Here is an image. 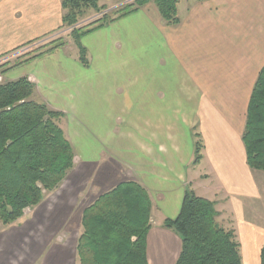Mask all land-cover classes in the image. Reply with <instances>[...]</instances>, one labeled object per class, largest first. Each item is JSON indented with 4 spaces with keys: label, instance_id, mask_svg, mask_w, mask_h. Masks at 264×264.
Returning a JSON list of instances; mask_svg holds the SVG:
<instances>
[{
    "label": "crops",
    "instance_id": "1",
    "mask_svg": "<svg viewBox=\"0 0 264 264\" xmlns=\"http://www.w3.org/2000/svg\"><path fill=\"white\" fill-rule=\"evenodd\" d=\"M128 1L101 0L100 5L110 10ZM63 13L61 0H0V57L57 31ZM177 13L179 24L167 26L151 2L85 35L80 43L87 54L86 67L73 44L2 75L6 82L23 77L32 82L34 99L63 114L61 126L118 119L120 112L129 110L136 111L143 124L146 115L155 117V111L188 109V158L178 159L182 168L177 179L158 183L154 167L153 175L127 179L140 184L152 204L151 221L156 225L146 239L148 264L175 263L180 240L162 223L177 216L188 187L213 201L218 222L241 239L243 264H259L264 229L245 217L253 215L260 187L264 192V173L248 167L241 135L249 97L264 65V0H178ZM194 121V133L200 134L204 147L198 164H193ZM172 158H178L176 152ZM197 167L202 174L194 173ZM68 176L36 207L30 228L73 214L80 176H72L71 185L64 183ZM127 180L110 184L96 198ZM85 207L77 211L79 225ZM80 231L79 226L72 264H78ZM10 233L0 236V264L16 260L18 248L7 242L14 236ZM55 259L53 264H65V256Z\"/></svg>",
    "mask_w": 264,
    "mask_h": 264
},
{
    "label": "trees",
    "instance_id": "2",
    "mask_svg": "<svg viewBox=\"0 0 264 264\" xmlns=\"http://www.w3.org/2000/svg\"><path fill=\"white\" fill-rule=\"evenodd\" d=\"M101 0H61V27L26 45L69 29L78 50V60L88 65L81 39L94 30L138 12L153 2L167 26H177L178 0H131L106 12ZM204 1V0H198ZM88 11L100 14L81 25ZM64 35L17 59L16 66L65 46ZM4 66V65H3ZM2 66V67H3ZM35 86L27 78L0 83V224L8 227L35 208L44 195L55 191L73 168L75 151L62 129L63 114L34 99ZM193 164L202 158L201 136L194 133ZM246 163L264 173V65L252 88L241 135ZM152 204L147 191L137 182H121L99 195L81 213L76 243L78 264H148L146 239L151 230ZM215 203L186 189L180 210L162 226L180 240L174 264H243L234 230L217 220ZM259 264H264V244Z\"/></svg>",
    "mask_w": 264,
    "mask_h": 264
},
{
    "label": "rangeland",
    "instance_id": "3",
    "mask_svg": "<svg viewBox=\"0 0 264 264\" xmlns=\"http://www.w3.org/2000/svg\"><path fill=\"white\" fill-rule=\"evenodd\" d=\"M120 6L122 5L110 10L106 9V12ZM99 17L100 14L88 11L80 23L86 25ZM65 35L66 33L63 36L66 42L65 47L72 46V41ZM17 59L19 58L13 59L0 68V83L6 82L2 74L15 67ZM196 112L198 111H194ZM120 113L122 115L118 119L104 118L97 120L96 123L87 119L83 125L62 126L76 155L74 168L69 172L64 183L71 185L72 176L75 174L80 176L77 191L73 197L75 210L72 215L51 217L40 226L30 228L32 215L39 209H36L38 207L36 206L25 210L22 218L12 224L13 226L3 227L0 224V236L10 232L13 233L9 235H14L7 240L9 245L14 244L18 248L13 264H47L48 261L49 264H53L58 262L55 259L58 256H65L63 263L72 264L73 249L80 226V217H77L79 208L82 209L92 202L104 188L112 183L153 175V167L155 172L153 179L158 183H171L177 179V174L182 168L178 159L188 158V109L155 111V117L146 115L143 124L139 123L136 111ZM192 128L193 134L195 130L198 132L195 121ZM175 152L178 158L173 161L172 154ZM147 167L151 172L147 173ZM196 169L194 173L202 174L199 167ZM185 175L188 179V170ZM201 183L205 182L201 180ZM186 189L190 190L189 187ZM260 194L261 196L253 203L251 209L253 215L245 218L264 229V192L261 187ZM45 197H51L50 193L45 194ZM151 225L156 223L151 221ZM18 231L20 232L17 233ZM238 241L242 243L239 237ZM23 247L24 250L21 253L20 248ZM59 251H64L65 254H60Z\"/></svg>",
    "mask_w": 264,
    "mask_h": 264
},
{
    "label": "built area",
    "instance_id": "4",
    "mask_svg": "<svg viewBox=\"0 0 264 264\" xmlns=\"http://www.w3.org/2000/svg\"><path fill=\"white\" fill-rule=\"evenodd\" d=\"M69 31V29H65L64 31L61 32H57L56 34H54L53 36H51L50 38L48 37L47 39H43L41 41H38L36 43H32L29 45H25L23 47H20L14 51H12L9 54H6L4 56L0 57V68L5 65L6 63L12 61L13 59L19 58L20 56H22L24 53L36 48L38 45H41L43 43H46L49 39L54 38L56 36H60V35H64L65 33H67ZM1 78V76H0Z\"/></svg>",
    "mask_w": 264,
    "mask_h": 264
}]
</instances>
